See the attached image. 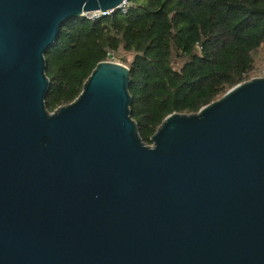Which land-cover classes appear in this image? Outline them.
Instances as JSON below:
<instances>
[{
	"label": "water",
	"instance_id": "water-1",
	"mask_svg": "<svg viewBox=\"0 0 264 264\" xmlns=\"http://www.w3.org/2000/svg\"><path fill=\"white\" fill-rule=\"evenodd\" d=\"M123 1L0 0V264H264V76L168 115L150 145L124 65L47 110L61 27Z\"/></svg>",
	"mask_w": 264,
	"mask_h": 264
},
{
	"label": "trees",
	"instance_id": "trees-1",
	"mask_svg": "<svg viewBox=\"0 0 264 264\" xmlns=\"http://www.w3.org/2000/svg\"><path fill=\"white\" fill-rule=\"evenodd\" d=\"M125 15L64 24L44 54L49 112L108 56L130 71L131 118L150 145L172 113H196L264 66V0H127Z\"/></svg>",
	"mask_w": 264,
	"mask_h": 264
},
{
	"label": "built area",
	"instance_id": "built-area-1",
	"mask_svg": "<svg viewBox=\"0 0 264 264\" xmlns=\"http://www.w3.org/2000/svg\"><path fill=\"white\" fill-rule=\"evenodd\" d=\"M127 10H128V2L127 0H124L116 8L111 9L106 12L92 11V12L83 13L81 16V19L95 21V20L105 18V17H112L116 14L125 15L127 13Z\"/></svg>",
	"mask_w": 264,
	"mask_h": 264
},
{
	"label": "rangeland",
	"instance_id": "rangeland-1",
	"mask_svg": "<svg viewBox=\"0 0 264 264\" xmlns=\"http://www.w3.org/2000/svg\"><path fill=\"white\" fill-rule=\"evenodd\" d=\"M108 60L111 61V62L126 66L125 64H123L121 59L114 58V57L111 56L110 58H108ZM256 71L257 72H256V76L255 77H262V75H264V66L257 68ZM255 77H252V78H255Z\"/></svg>",
	"mask_w": 264,
	"mask_h": 264
}]
</instances>
